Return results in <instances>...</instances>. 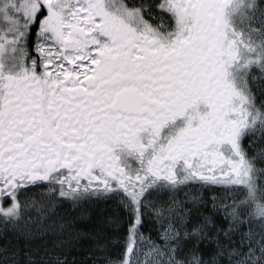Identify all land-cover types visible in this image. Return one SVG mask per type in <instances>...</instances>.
Wrapping results in <instances>:
<instances>
[{
    "label": "snow or ice",
    "instance_id": "6c2138e0",
    "mask_svg": "<svg viewBox=\"0 0 264 264\" xmlns=\"http://www.w3.org/2000/svg\"><path fill=\"white\" fill-rule=\"evenodd\" d=\"M0 264H264V0H0Z\"/></svg>",
    "mask_w": 264,
    "mask_h": 264
}]
</instances>
